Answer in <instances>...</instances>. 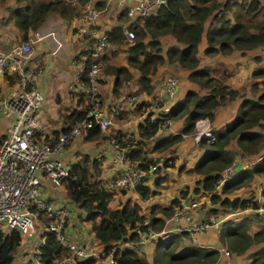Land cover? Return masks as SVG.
<instances>
[{"label":"trees","instance_id":"1","mask_svg":"<svg viewBox=\"0 0 264 264\" xmlns=\"http://www.w3.org/2000/svg\"><path fill=\"white\" fill-rule=\"evenodd\" d=\"M87 0H15L16 6L8 8V18L18 29L22 41L27 38L30 30H35L50 13H57L60 17L68 19L78 14L80 8ZM264 0H166L156 12L143 19L141 23L131 22L128 19V28L133 32L130 41L125 40L121 32V25L113 27L106 33L110 45H123L126 43V63L128 67L136 71L133 78L124 66L107 65L104 52L99 58L101 71L96 79V86L102 71L114 75L113 92L125 81L134 80L138 88L146 94L152 93L150 75L158 64L164 60L168 63H176L180 68L188 70V79L196 83L200 88L208 90L204 95L193 91H187L173 107L167 112L159 114L156 119H146L136 127L138 140L133 147H126L127 162H133L139 171H146L149 165L155 164V158L148 156L144 146L152 138L158 129H161L164 121H172L183 117V126L175 134H166L159 137L150 148L151 151L169 152L175 144L182 139V135L191 134L194 122L198 119L211 121L214 110L226 100H232L239 96V91L224 84L227 71H216L219 78L212 75L210 69H196L197 58L195 56L196 45L204 29V22L208 19L204 30L207 46L206 55L215 53L228 54L234 50L241 52L257 48L264 43ZM80 15V14H79ZM168 34L179 45L165 48L164 55L158 37ZM226 72V73H225ZM250 76L260 77L250 85V90L256 92L258 83L264 87V66H258L251 71ZM13 83V77L5 78ZM155 96H152V99ZM78 104L82 109L71 110L64 115L65 127L84 117L85 104L82 94L77 95ZM98 99V98H97ZM137 102V101H136ZM137 107L140 103H136ZM134 105V106H135ZM147 106V105H146ZM264 89L254 98L242 97L237 107L236 115L228 126L211 130L213 142L207 146L199 160L189 169L200 175L196 186L191 191L200 196L208 197L213 206L212 214L225 213L227 211L243 210L245 208L256 209L258 204L250 198L228 197L226 194L232 190L246 185L253 176L264 175ZM251 128H255L251 130ZM82 140L90 141L102 139L97 125L82 130ZM118 144L121 143L119 134L110 135ZM231 140L235 141L236 151L227 148ZM204 140L198 141L202 145ZM235 153L241 155H254L255 161L241 167L235 175L223 180L222 171L229 167ZM172 158V157H170ZM166 165V164H165ZM100 177V162L88 158L85 155L78 157L68 171V175L62 180L63 195L65 200L77 206L85 214V221L90 224V231L94 238L102 246L104 251L114 248V243L137 237L132 229L139 227L144 229L142 222L148 218L150 227L159 230L162 228V219L145 217L139 213L138 205L125 202L120 208H110L109 202L112 194L105 189ZM110 179V178H109ZM108 179V180H109ZM219 186V191L216 187ZM117 190V189H116ZM120 190V189H119ZM132 190L140 200H146L154 192L144 183L137 184ZM118 191V190H117ZM122 191V190H121ZM186 191L180 196L184 197ZM264 196V191H262ZM195 199H201L196 198ZM177 199L171 201L168 208L154 207L152 213L159 211L163 216L172 212V206H177ZM255 214L252 218L242 217L237 221L225 220L218 227L217 240L228 254L241 255L252 245H257L249 256L248 264H264V226L261 225ZM254 221H257L255 223ZM256 224L257 229L249 232L251 224ZM183 234V233H182ZM177 235H172L167 244L156 243L151 264H215L219 250L213 247H200L190 244L180 252H176ZM21 236L17 231L3 233L0 231V264H12L14 255L20 246ZM68 255L55 239L53 234L46 233L44 243L38 248L39 264H55L56 261ZM112 258L115 264H148L142 256L134 251L124 249L113 251ZM77 264H93L87 260Z\"/></svg>","mask_w":264,"mask_h":264},{"label":"crops","instance_id":"2","mask_svg":"<svg viewBox=\"0 0 264 264\" xmlns=\"http://www.w3.org/2000/svg\"><path fill=\"white\" fill-rule=\"evenodd\" d=\"M41 0H36L39 2ZM223 1V0H220ZM234 2H239L240 0H232ZM85 3H89L97 9H100V15L96 20V27L102 33L109 32L113 27L121 25L122 28L128 27V19L124 17L123 7L118 5L117 0H87ZM16 6L15 0H0V50L8 51L14 45L19 44L22 41L18 29L13 24V21L8 18L7 9ZM208 19L204 22L203 32L200 35L198 44L196 45L195 56L197 58L196 69L207 68L214 72L212 76L219 78L220 74H216V71H227L226 77L224 79V84L232 89L239 91V96L232 100H226L220 106L214 110L213 118L211 121L206 123L208 128L211 130L219 129L222 126H226V123L232 120L237 111L239 105L241 94L243 97L254 98L258 93L254 94L250 90V85L255 81H260V77H251V71L258 67L264 66V54L260 53L259 46L254 49L245 50L243 52L239 50H234L228 54L215 53L213 55H206L204 50L207 46L204 30L207 26ZM87 23L82 20L81 16L75 14L68 19L60 17L57 13L53 12L46 16L43 22L36 27L35 30H30L27 33V38L33 33L37 32L41 35H46L44 38L33 42L30 44V53L28 54V66L34 68L40 66L41 74L38 76L37 88L43 94L44 101L40 108V113L42 120L44 121L49 134H44L46 138H51L56 136L62 129L66 126L64 115L71 110H81L82 105L78 104L77 94L68 89L70 79L72 76V66L70 64L71 57L76 54L83 46L82 36H80L79 29L85 28ZM51 33V36L49 34ZM123 34V33H122ZM124 35V34H123ZM125 37V36H124ZM125 40H127L125 38ZM56 41L59 43V47H56ZM158 41L161 47V54L164 55L165 48L172 45L179 46L175 39L168 35H161L158 37ZM128 45L124 43L123 45H111L105 55L107 58V65L110 66H124L127 68L128 72L134 78L137 73L132 68L128 67L126 63V47ZM188 70L180 68L176 63H168L164 60L161 64L156 66L154 72L150 75V84L152 86V93L146 94L138 88V85L134 83V80L125 81L120 87L117 88V93L113 92L112 86L114 83V75L111 73H102L99 76L98 83L96 86L97 98H98V110L100 114L104 117H109L108 114L110 110L119 104L117 107V114L114 117H110V125L112 127L109 130L101 134V141H83L82 135L75 138L74 140H81V144L76 141L72 142L70 145H66L62 149V157L68 159L71 163L75 162L78 158L77 153H86V148L88 144H96L95 153L96 156H100V179L102 184L105 186L107 191L112 194V199L115 197H120L121 194L117 190H110L106 186L108 179L103 178L102 174L106 168L109 170V178L119 171L122 167V163L117 159L116 152L113 146L110 144L109 139L112 138L108 136L109 131L112 134L117 135L123 130L132 129L134 130L135 137L138 140V135L136 127L139 123L148 119H156L159 114L167 112L170 107H173L175 103L187 92L193 91L199 95H204L208 90L200 88L196 83L190 81L187 77ZM226 73V72H225ZM165 75L174 76L177 79V87L174 96L170 99L169 103H166L159 108H153L152 96H156L157 92V82L160 78ZM13 83L8 82L0 78V94L4 95L11 87ZM258 88L260 84L256 85ZM244 88L246 94L241 93ZM246 89L249 91L246 92ZM243 92V91H242ZM124 94H134L136 96V103H140L135 106L125 105L120 101V97ZM84 104V103H83ZM146 105L151 106V109L146 107ZM136 107V108H135ZM148 109L147 113H142L141 110ZM121 118V119H120ZM113 119V120H112ZM120 123V126L114 123ZM5 124L4 118L0 116V134L3 131ZM228 124V123H227ZM109 125V126H110ZM183 126V117L176 120H172L170 123H165L162 125L161 129H158L156 134L150 138L145 146L148 144L153 145L155 141L166 134H175ZM123 129H122V128ZM212 128V129H211ZM132 132V131H131ZM110 135V134H109ZM203 140V139H201ZM198 142H194L189 135H186L178 141L175 146L171 149L173 151V166L165 168L159 174L158 171L161 167H157L153 172L157 174L156 176L146 177L144 184L149 187L154 193L148 197L146 200H140L137 195L132 191L125 197H121L123 204L129 201L131 204H137L139 213L145 217H156L161 218L164 221V227L161 231L167 230L170 236L177 235L176 252H180L185 247L194 243H208L214 247V243L219 246L217 240L218 227L217 229H209L203 233L189 235L187 232H178L175 226L178 223L171 221L166 222L167 216H163L161 212L157 211L152 213L151 209L154 207L169 208L171 206V201L177 199L178 203L181 200H186L188 198H194L199 195L198 193H192L191 191L196 186L197 181L200 179V175L194 172H190L189 169L199 160L201 155L204 153V149L198 147ZM144 146V147H145ZM152 147V146H151ZM146 150V149H145ZM150 150V149H149ZM147 149V151H149ZM149 155L151 153H148ZM152 173V172H151ZM107 177V178H108ZM152 178H155L154 180ZM106 179V180H105ZM221 183H219V186ZM217 186V187H219ZM216 187V188H217ZM44 192L47 196L56 197L68 204L70 207V215L68 222L66 223L65 232L67 237L77 242L82 247L93 248L94 250L101 251L103 248L94 238L92 232L90 231V224L85 221V214L77 206L71 204L65 200L63 195V186L59 189L48 188L46 184H43ZM121 191V190H120ZM183 191H186L184 197L180 196ZM203 196V195H202ZM201 199L202 203H205L202 207H206V213L199 208L191 212V220H197L204 217L207 213H212L209 205L208 197L203 196ZM111 206V201L108 206L110 208H120L123 206ZM176 206H172V211ZM201 207V208H202ZM147 209V210H146ZM147 214H145V212ZM227 211L224 216L229 214ZM254 213L252 211L237 210L235 215H231L233 221H237L242 217L252 218ZM212 215V214H211ZM148 219V218H147ZM226 220H229L226 218ZM225 221V220H224ZM186 223H183L185 225ZM251 229L249 232L257 229L255 223L251 224ZM183 233V234H182ZM34 236V234L32 235ZM30 238L21 237L20 243L24 244ZM37 239V237H36ZM129 242V240H124L114 243V248L117 251L128 249L124 244ZM170 242V241H169ZM168 242V243H169ZM188 242V243H186ZM157 242L150 241L143 245L141 248L134 251L138 256H142L148 264L152 263V258L154 255ZM35 246L37 248V241L35 240ZM215 248V247H214ZM35 253V252H34ZM245 253V252H244ZM243 253V254H244ZM241 254V255H243ZM220 255V251H219ZM240 255V256H241ZM219 257V256H218ZM28 259V258H27ZM93 264H109L108 258L105 255H99L95 258L90 259ZM55 264H77L75 260L68 254L60 260L56 261Z\"/></svg>","mask_w":264,"mask_h":264},{"label":"built area","instance_id":"3","mask_svg":"<svg viewBox=\"0 0 264 264\" xmlns=\"http://www.w3.org/2000/svg\"><path fill=\"white\" fill-rule=\"evenodd\" d=\"M117 3L123 7L125 16L131 22L139 24L145 17L154 14L166 3V0H117ZM100 12V9L89 3H84L80 8L79 14L87 26L79 29L83 46L70 59L73 70L68 89L77 95H83L84 117L71 124L67 130L60 131L49 139L44 136L49 132L40 113L44 97L37 88L41 68L28 66L30 44L46 35L33 32L8 51L0 50V78L13 74L16 76L13 88L0 96V116L5 120L0 134V231L3 233L17 231L21 237L30 238L35 233V229H39L36 239L37 248L44 243L45 234L50 233L77 263L105 255L109 264H115L112 253L117 249L98 251L82 247L67 237L65 227L69 219L70 207L56 197L47 196L43 188V184H46L48 188L59 189L62 180L68 175L72 163L62 157V149L75 138L80 137L82 130L90 127L92 123L98 126L101 134L104 133L110 125L109 118L117 114L120 103L110 110L109 117L102 116L97 107L96 79L102 67L99 58L111 46L106 34L96 27ZM122 33L127 41L133 38V32L128 27L122 28ZM49 35L51 36V33ZM56 47H59L57 41ZM259 48L260 53L264 54V43ZM156 86L161 95L157 94L154 97L151 105L153 108L169 103L175 94L177 79L165 75L158 80ZM120 101L125 105L134 106L136 96L124 94L120 97ZM164 124L165 121L162 125ZM194 126L196 131L188 134L194 142L201 139L207 144L213 142V136L205 119H198ZM184 136L186 135L183 134L182 137ZM109 141L117 159L123 164L121 169L106 182L110 190L133 189L135 185L144 183L146 177L157 167L165 165L166 161L170 163L168 159L165 162L157 161L149 165L146 171H139L135 163L127 162L126 148L113 138ZM224 172L234 174V169L229 166L223 170L219 183L230 177H224ZM201 203V199L181 200L168 215L166 222L178 223L179 225L175 226L178 232L193 235L211 228L217 229L226 218L233 221L231 215L237 213L231 211L225 216L210 215L192 221L190 214L199 208ZM243 211H252L257 216L258 222L264 226V205L256 209L245 208ZM142 226L145 228L132 229L137 237L134 241L124 244L129 250L137 251L150 241L164 244L168 240L166 232L154 231L150 228L147 218L143 220ZM191 243L200 247H212L208 243L196 241ZM35 260L39 264L38 252L35 254Z\"/></svg>","mask_w":264,"mask_h":264},{"label":"rangeland","instance_id":"4","mask_svg":"<svg viewBox=\"0 0 264 264\" xmlns=\"http://www.w3.org/2000/svg\"><path fill=\"white\" fill-rule=\"evenodd\" d=\"M264 4V1L262 2ZM264 87L260 84V87H259V90L254 92V94L256 93H259L261 91H263ZM243 91V92H242ZM240 91L241 93L243 94H246L244 92V88L243 90ZM249 91V89L247 90L246 89V92ZM158 95H161V93L159 94L157 92ZM1 95V94H0ZM241 97H243V95L241 94ZM154 100V98L152 99V101ZM85 104V103H84ZM152 105V104H151ZM148 106V105H147ZM146 106V107H147ZM160 107V106H159ZM157 107V108H159ZM136 108V107H135ZM149 109H151V106H148ZM156 108V109H157ZM148 109H143L141 110L142 113H147ZM121 119V118H120ZM234 119V118H233ZM230 120L226 123V126L230 125V123L233 121ZM113 120V119H112ZM197 121V120H196ZM196 121L194 122V125L196 123ZM165 123H170V121H165ZM113 124V123H112ZM112 124L109 126V130L110 128L112 127ZM114 124H117L118 126H120V123H114ZM263 124H264V121H263ZM165 125V124H164ZM122 128V127H121ZM123 129V128H122ZM212 129V128H211ZM255 128H251V130H254ZM132 131V132H131ZM196 129H195V126H194V129L192 132H195ZM108 133V131H107ZM135 131L132 130V129H125L123 130L122 132L119 133L120 137H122L121 139V143H119L122 147L126 148H131L133 147V143L134 141H137L136 137L134 136L135 135ZM109 134L110 135H113L111 133V131H109ZM108 134V136H110ZM78 143L79 141V144H81V140H74ZM74 141H71L68 145H70L72 142ZM98 141L100 142L101 139H98ZM210 144H207L205 142V140L203 141V144L202 145H199L198 144V147H201L202 149H205L207 146H209ZM151 144H148V146H145L144 148L146 149V154L148 156H151L153 158H155L156 161H164L165 160H170V163L168 161H166V165L162 164V166H160L161 168L159 169L160 171H158L157 174H159L161 171H163L165 168L167 167H170V166H173V163H174V159H173V151L172 149H170L169 152H162V151H151L149 150L151 148ZM227 148L230 149V150H235L236 151V145H235V141L234 140H231L229 142V144L227 145ZM95 149H96V144H88L87 148H86V154L85 155L84 153H77L76 156L80 157L82 155H85L86 157L88 158H92V159H96V160H100V156H96V153H95ZM147 149L149 151H147ZM264 150V143H263V146H262V149L261 151ZM148 153H151L150 155ZM172 157V158H170ZM78 159V158H77ZM76 159V160H77ZM255 157L254 155H241V154H238V153H235V156L233 158V165L231 163L230 167L232 166V168L234 169V174L232 172H224L223 173V176L224 177H231L232 175H235V173L237 171H240V169H242L241 167L243 166H247L249 165L251 162L255 161ZM75 160V161H76ZM232 173V174H231ZM109 170L106 168V170L103 171V174H102V177L103 178H106V179H109ZM157 174H155V172H152L151 174H149L148 177H153V176H156ZM151 175V176H150ZM108 177V178H107ZM229 177V178H230ZM105 179V180H106ZM153 180L155 178H152ZM148 181V178H146L144 180L145 181ZM122 190V191H120ZM118 190V193L121 194L120 197H115L114 199L111 200V206L113 207H117V206H120L123 204V200H120V198L123 196L125 197V195H128L129 193H131L130 189H120ZM217 191H219V187L216 188ZM262 191H264V175L263 174H258V175H255L251 178V180L244 186L240 187V188H237V189H234L232 190L230 193L226 194L228 197H239V198H250V199H254L255 202L258 204V206H262L264 205V196L262 195ZM196 198H201L203 199L204 197L203 196H200V195H197ZM190 200H193L195 199L194 198H188ZM205 203H202V205L200 206V210L201 211H204V213H206V207H202ZM209 205H211L209 203ZM202 207V208H201ZM211 207H213L211 205ZM147 210V209H146ZM148 211L145 212V214H147ZM157 212V211H156ZM212 213H207L205 216H210ZM214 215V213L212 214ZM218 215H221L223 216L224 213H218L217 215H214V216H218ZM257 220V219H256ZM162 228L164 227V221L162 219ZM255 223H257V221H254ZM256 225V224H255ZM38 227V226H37ZM35 228V227H34ZM152 230L154 231H160L161 229L159 230H156L155 228L153 227H150ZM39 229H35V233H34V236L31 237V239H29L28 241H25L24 244L20 243V246L18 247V251L15 253L14 255V261L12 264H37L36 260H35V254L38 252V249H36V246H35V240H36V237H37V233H38ZM164 231V230H163ZM164 232H166V234L168 235V240L164 243V244H167L168 241H170L171 239V236L170 233L167 232V230H165ZM178 240V239H177ZM177 243V241H175ZM188 243V242H186ZM192 244V243H191ZM264 245V243H263ZM214 247L220 251V255L216 261L215 264H248L250 259H249V256L248 254L251 253L254 249L257 248V245H252L243 255H233V254H225L224 252V248L219 244V246L217 244L214 243ZM35 252V253H34ZM28 258V259H27Z\"/></svg>","mask_w":264,"mask_h":264},{"label":"clouds","instance_id":"5","mask_svg":"<svg viewBox=\"0 0 264 264\" xmlns=\"http://www.w3.org/2000/svg\"><path fill=\"white\" fill-rule=\"evenodd\" d=\"M9 77H13L14 79H15V81L13 82V86H14V84L16 83V76L13 74V75H6V76H4V77H2L3 79H7V78H9ZM13 86L11 87V88H13ZM10 88V89H11ZM9 89V90H10ZM7 92H5L4 94H6ZM0 96H2V94L0 95Z\"/></svg>","mask_w":264,"mask_h":264}]
</instances>
